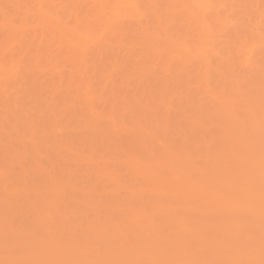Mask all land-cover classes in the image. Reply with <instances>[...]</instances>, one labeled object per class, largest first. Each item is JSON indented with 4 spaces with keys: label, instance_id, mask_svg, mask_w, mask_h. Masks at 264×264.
I'll return each instance as SVG.
<instances>
[{
    "label": "rangeland",
    "instance_id": "1",
    "mask_svg": "<svg viewBox=\"0 0 264 264\" xmlns=\"http://www.w3.org/2000/svg\"><path fill=\"white\" fill-rule=\"evenodd\" d=\"M0 264H264V0H0Z\"/></svg>",
    "mask_w": 264,
    "mask_h": 264
}]
</instances>
